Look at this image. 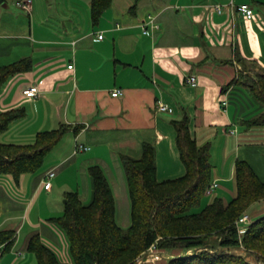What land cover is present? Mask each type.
Segmentation results:
<instances>
[{
  "label": "crops",
  "instance_id": "0c3cea01",
  "mask_svg": "<svg viewBox=\"0 0 264 264\" xmlns=\"http://www.w3.org/2000/svg\"><path fill=\"white\" fill-rule=\"evenodd\" d=\"M3 3L0 66L25 58L29 67L0 89L1 111L26 110L0 141L32 143L38 132L61 124L69 130L38 171L23 174L18 184L11 175L12 180L0 175V231H15L8 250L10 240L0 245V264H34L28 241L36 233L61 262H71L67 237L51 218L62 215L67 192L76 191L86 205L92 202L94 165L110 183L118 224L129 227L131 201L122 156L140 158L144 144L151 143L158 180L183 176L173 123L183 112L196 142L211 146L212 181L218 186L206 205L215 197L228 202L236 196L237 159L248 161L264 181V127L244 122L263 107L240 81L242 73L264 74V0H111L97 22L92 0ZM242 3L253 8V18L237 10ZM149 15L159 28L148 34L143 23ZM191 74L196 85L186 80ZM31 85L39 87L35 97L23 92ZM116 88L122 94L113 96ZM159 102L172 112L159 110ZM77 140L90 149L76 152ZM50 170L56 174L46 189L43 180ZM12 181L23 185V199L10 194ZM259 204L264 207V199ZM169 259L145 264H168Z\"/></svg>",
  "mask_w": 264,
  "mask_h": 264
},
{
  "label": "trees",
  "instance_id": "16d2710c",
  "mask_svg": "<svg viewBox=\"0 0 264 264\" xmlns=\"http://www.w3.org/2000/svg\"><path fill=\"white\" fill-rule=\"evenodd\" d=\"M110 4L111 0H92L94 22ZM28 63L24 58L0 66V89L10 77L25 71ZM241 75L240 81L263 107L257 116L244 122L264 127V74L258 73L256 78ZM25 113L24 107L0 110V134ZM173 123L186 173L159 181L155 146L151 143L144 144L140 158L122 156L131 201V224L123 228L116 220L115 198L103 169L90 167L92 202L86 205L76 191L67 192L62 215L51 218L67 237L73 263L61 262L36 233L28 241V250L36 257L34 264H133L153 245L174 255L168 264H264V215L252 221L242 236L236 225L249 206L264 199V181L248 161L237 159L236 196L228 202L215 197L201 208L212 182L211 146L199 145L192 137L187 112ZM68 130L69 125L61 124L38 132L34 142L26 144L0 141V175H11L18 184L23 174L38 171ZM14 233L0 231V245L10 240L5 250L13 244ZM217 246L223 250H217ZM241 246L247 249V255L233 251ZM249 256L255 257V262Z\"/></svg>",
  "mask_w": 264,
  "mask_h": 264
},
{
  "label": "built area",
  "instance_id": "2783aa9c",
  "mask_svg": "<svg viewBox=\"0 0 264 264\" xmlns=\"http://www.w3.org/2000/svg\"><path fill=\"white\" fill-rule=\"evenodd\" d=\"M18 4L23 5L21 2H18ZM219 12L222 11V6L221 5H216L215 7ZM237 10L239 12H241L243 15H245L247 18H253L255 12L253 10V8L250 6V4L248 3H242L240 5H238ZM144 27H143V32L144 33H150L152 30H155L157 28H159V23L156 21L155 16L153 15H149L147 20L144 21L143 23ZM104 35L103 33L99 34V38H103ZM187 82L192 84V85H196L197 83V77L194 74H191L187 77ZM39 87L37 85H31L27 88L24 89V94L28 97H35L39 94ZM113 96H118L120 94H122V89L120 88H116L113 92H112ZM228 103V99L225 98V100L223 101V104L227 105ZM158 109L161 111H169L172 112V108L170 106H168L167 104L163 103V102H159L158 104ZM231 133H234L235 130H230ZM90 146L86 145L80 141L77 140L76 143V148L75 151L76 152H81V151H85V150H89ZM55 171L50 170L45 174V178H44V188L49 189L52 186V181L51 179L55 176ZM218 186V183L216 181H212L209 186L206 189L207 193H212V191L214 189H216V187ZM251 221V217L248 213H244L242 214L236 221V225L238 228V231L240 233V235L242 236L246 230H247V226L249 225V222ZM1 256V254H0ZM158 257V256H156ZM141 259H139V263H140ZM137 263V264H139Z\"/></svg>",
  "mask_w": 264,
  "mask_h": 264
},
{
  "label": "rangeland",
  "instance_id": "374dc122",
  "mask_svg": "<svg viewBox=\"0 0 264 264\" xmlns=\"http://www.w3.org/2000/svg\"><path fill=\"white\" fill-rule=\"evenodd\" d=\"M3 4H6V3H3ZM12 5H10L11 7ZM11 10H16V7L12 6L10 8ZM253 78H256V76H252ZM31 176V175H29ZM4 177H7V178H11L9 175L7 176H4ZM12 180V178H11ZM13 182V181H12ZM11 186V185H10ZM12 186H14L12 189L8 187V190L10 191V194L12 196H19L21 199H23L25 196H26V192L23 190V185L22 187L20 188L19 186H17L16 184H14V182L12 183ZM215 191V189L213 190ZM212 191V192H213ZM214 196V194L212 193H207L205 191V195L203 196L204 198V205L203 207L206 205V203ZM228 198H230V196H228ZM261 201V200H260ZM263 206H261V204H259V201L253 203L251 206H249V208L245 211V213H248L249 215H251L252 219L256 220L258 219L259 217L263 216L264 215V207L262 208ZM201 209V208H200ZM259 210V211H258ZM244 214V213H243ZM252 222V220L249 222V224ZM217 250H223V248L217 246L216 248ZM227 250V249H225ZM235 252H238V253H241L243 255H247L248 254V251L247 249L244 247V246H241L240 249H237V250H233ZM165 253H168L167 255H165ZM158 256V257H156ZM174 256V255H173ZM171 256H170V253L167 252V251H164L160 248H158L156 245H153L151 247H149L141 256H139L138 258L135 259L134 263L133 264H137L139 263V259H141L140 263L139 264H145L147 262H159V261H162L164 259H169ZM249 259H251L253 262H255V257L253 256H249ZM69 263H73V259H71V262ZM256 264H259L258 262H255ZM261 264V263H260ZM263 264V263H262Z\"/></svg>",
  "mask_w": 264,
  "mask_h": 264
}]
</instances>
